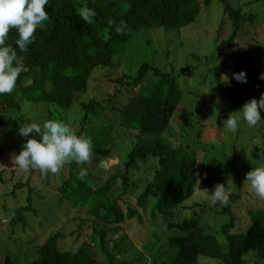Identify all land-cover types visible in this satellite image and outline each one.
Masks as SVG:
<instances>
[{
    "label": "trees",
    "instance_id": "16d2710c",
    "mask_svg": "<svg viewBox=\"0 0 264 264\" xmlns=\"http://www.w3.org/2000/svg\"><path fill=\"white\" fill-rule=\"evenodd\" d=\"M213 2L222 5L227 19L221 23L223 36L220 31L214 33L212 56L198 59L191 52L196 63L188 60V66L178 70L174 63L160 67L136 58L119 79L108 77L104 71V78L115 82L111 94L107 91L105 97L96 94L83 99L96 70L117 68L133 37L139 40L140 31H180L196 22L202 7ZM85 5L96 12L91 24L78 14ZM263 6L264 0H50L45 5L49 20L36 30L27 52L17 49L24 58L25 71L16 88L0 94V162L6 153L2 139L7 127L18 132L28 123H40L41 115L45 121L66 122L65 115L71 108L81 115L67 123L77 134L91 137L93 155L82 165L66 163L54 174L22 169L17 173L15 168L0 171V231L6 228L9 238L8 250L0 253V264H137L140 258L117 262L106 247V235L120 230L125 221L141 220L127 198L133 181L142 173L146 176L136 203L143 209L150 203L153 216L169 221L168 264H197L207 258L220 264H247L248 257L255 264H264V216L250 204L264 200L248 192L250 201L243 214L238 211L241 197L236 192L230 193L226 206L213 204L210 194L203 200H194L197 192L206 195L205 190L210 191L219 176L201 178L195 153L199 141L183 142L172 129L178 126L175 120L180 116L179 107L188 101V95L194 94L188 89V80L199 69L210 71L215 65L232 62V84L221 88L223 107L210 111L209 118H215V125L223 127L231 113L240 115L238 110L246 101L259 99L264 93V80L259 78L264 74V36H249L251 40L245 48L238 41L257 26L259 32L264 29V18L255 17ZM110 20L117 25L125 21V30L117 33ZM15 38L16 30L12 29L7 43L15 47ZM240 70L246 72V83L233 78V73ZM194 81L198 87L202 85L201 80ZM94 122L103 123V127L91 126ZM261 125L263 131L255 130L251 135L254 145L251 143L253 151L247 161L236 145L217 147L230 155L218 173L236 177L241 185L248 171L264 165V123ZM243 126L247 122L241 119L238 134L246 132ZM119 128L137 138V143L123 155L117 151L115 135ZM226 131L232 132L227 127ZM26 139L22 137L20 141ZM240 141L237 135L227 140ZM237 163L238 173H231ZM113 165H122L120 175L110 173L96 184L99 170L106 171ZM82 167L88 170L84 180L78 178ZM39 189L54 195L50 199L55 214L47 223L39 218V203L46 200V194H36ZM208 213L214 218H209ZM78 222L93 228L88 241L82 238ZM26 232L28 237L23 236ZM219 236L226 239L227 251ZM91 245L107 262L98 258Z\"/></svg>",
    "mask_w": 264,
    "mask_h": 264
},
{
    "label": "rangeland",
    "instance_id": "374dc122",
    "mask_svg": "<svg viewBox=\"0 0 264 264\" xmlns=\"http://www.w3.org/2000/svg\"><path fill=\"white\" fill-rule=\"evenodd\" d=\"M262 8L264 10V6ZM263 10L255 13V17L264 18ZM226 19V16L222 13V5L218 2H213L210 6L202 7V11L196 22L182 28L180 31H140L138 36L139 40L133 37L130 41L131 44H129L125 52L121 55L120 65L117 66V68L96 70L90 81L88 92L83 96V99L88 100L96 94L105 97L107 91H110L111 94V92L114 91L112 87L115 82L108 81V77L112 79L121 78L124 69L136 58H141L150 63H157L160 67L166 66L167 62L171 64L174 63V68L178 70L179 68L188 66V60L192 61L193 64L196 63V59L190 56L191 52L195 54L198 59H204V55L212 56L216 46L213 40L214 33L220 31L223 36L224 32L222 31L223 28L221 27V23ZM258 27L259 26H257L256 30L252 27L251 30H254L253 32L245 38L242 36V38L238 40L241 48L247 47L254 33L258 34L256 35L257 37L264 36V29L259 32ZM165 68H163V70ZM204 69L205 68H202L196 71L195 76H191L188 80V89L193 90L194 94L191 96L188 95V101L184 103L183 106L179 107L180 116H177L175 120L178 126L173 125L172 129L176 133L178 139L183 142L192 141L196 143V141H199L195 147L198 173L201 175V178H206L210 175H212V177L216 175L219 176L218 180L210 187L209 193L213 191L216 184L225 185L229 193L236 192L241 197V201L237 207H239V213L243 214L245 213L246 205L250 201L248 192L253 194V196L256 195L251 190L248 183L243 182L240 185L237 184L236 177H226L224 173H218L219 169L221 170L224 164L229 162L230 155L228 153L229 151L225 153L217 147L224 148L236 145L237 150L243 155V159L247 161V157H249L251 151H253L251 143L254 145L253 141H251V135L255 130L257 132L263 131L261 124H263L264 121L259 122L255 127H250L248 124L245 127H241L246 132L239 134L238 132L226 131L224 125L223 127L221 124L215 125L212 120L215 118H209V115L212 116V112L210 111L215 107L218 108V106L219 109L223 107L222 97L224 94L221 88L232 84V62L229 61L225 62L223 65H215L210 71H204ZM104 71L109 75L106 78L103 76L105 74ZM224 76L228 77L227 81L223 80ZM193 78L194 80H201L202 83L199 84L202 85L198 87ZM218 110L214 109L213 112H217ZM80 115L81 113L77 109L71 108L65 115L66 122H72V120L80 118ZM117 116L118 115H116L115 120L118 119ZM39 118H41L39 122L42 125L46 118L42 115ZM105 119L106 121H111V119H107L106 117ZM261 119L264 120V115L262 114ZM91 126L103 127V123L94 122ZM116 131L117 151L123 155L126 151L128 152L131 149L132 145L137 143V138L127 134L122 128ZM199 131L200 135H198ZM236 135L237 139L241 140L240 142H227V140H232ZM21 138L18 132L13 131L11 127H7V129L3 131L2 146L6 153L4 159L0 162V171L7 168H15V171L20 170V168L13 163L12 157L20 151V148L24 144V142L20 141ZM212 146L216 148L213 149ZM115 165L106 171L99 170L94 182L96 184L101 183L110 173L120 175L119 173L123 171V167L122 165ZM239 168L240 164L237 163L231 168L230 172L237 174ZM145 176L146 174L142 173L133 181L131 192L127 198L130 205L139 213L141 220L137 218H133L132 220L126 219L129 221L123 222L120 230H117V232L109 231L106 235V247L113 254L117 262L124 260L134 261L140 258L137 264H168L167 257L169 256V252H167V250L169 248V243L167 242V236L171 234V230L168 228L169 221L163 222L158 215L153 216L150 203L147 204L145 209L141 208L136 203V198L143 189ZM42 193L46 194V200H41V203H39L41 207L39 218L44 223H47L50 222L55 214V207L52 208L50 199L54 195L48 194L49 192L43 190H40V192L36 194L42 196ZM209 193L206 192L205 195V193L197 192L194 196V200H203L205 198L203 196L208 197ZM35 199H37L36 201L40 200L38 198ZM250 204L252 209L264 216L263 201L251 202ZM80 212L83 213L85 211L81 210ZM208 217L214 218L212 213H208ZM78 225L82 238H87L86 240L88 241V236L93 233V228L89 227L86 222H78ZM111 226H113V224ZM35 229L37 230V227H35ZM5 230L6 228L0 231V253L7 251L9 248V238ZM74 230H77L76 225ZM28 234L26 232L23 236L28 237ZM33 236L35 237L34 234ZM218 238L224 251H227L228 244L224 236H219ZM90 247H93L95 254L101 261L107 262L105 256L98 255L94 246L91 245ZM247 260V264H255L252 261V257H248ZM203 263L220 264L218 260L208 258L200 260L197 264Z\"/></svg>",
    "mask_w": 264,
    "mask_h": 264
},
{
    "label": "clouds",
    "instance_id": "9594fccd",
    "mask_svg": "<svg viewBox=\"0 0 264 264\" xmlns=\"http://www.w3.org/2000/svg\"><path fill=\"white\" fill-rule=\"evenodd\" d=\"M49 3L50 0H0V94L11 93L16 88L20 74L25 71L24 58L17 54V49L20 52L28 51L29 45L34 42L36 30L49 20V13L45 10V5ZM78 14L87 24L93 23L96 16L95 10L86 5L78 9ZM109 23L115 26L117 33H122L126 28L125 21H120L119 25L115 20H110ZM12 29L16 30L15 47L7 43ZM233 78L237 82H247L244 70L233 73ZM259 78L264 80V74ZM223 80L227 81L228 77L224 76ZM238 111L241 114L231 113L224 121V126L234 133L239 129L241 119L250 127L257 126L264 121L261 119L264 93H261L259 99L250 98ZM18 132L27 139L12 159L22 170H40L44 174H54L66 163L75 161L82 165L89 162L93 155L91 137L77 134L63 120L48 119L42 125L31 122L19 127ZM87 175L88 170L82 167L78 178L84 180ZM245 181L254 194L264 200V165L255 166L248 171ZM205 191L209 193L208 190ZM209 194L213 204L226 206L230 201V193L223 184H216Z\"/></svg>",
    "mask_w": 264,
    "mask_h": 264
}]
</instances>
